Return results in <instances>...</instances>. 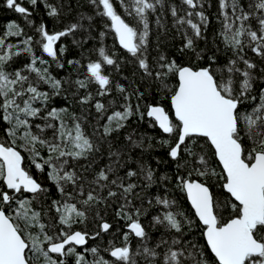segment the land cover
<instances>
[{
    "label": "trees",
    "instance_id": "1",
    "mask_svg": "<svg viewBox=\"0 0 264 264\" xmlns=\"http://www.w3.org/2000/svg\"><path fill=\"white\" fill-rule=\"evenodd\" d=\"M115 15L136 51L118 44ZM183 66L207 68L238 101L233 135L251 163L264 152V0H0V142L40 184L7 190L0 160V209L27 241L30 264H220L184 182L211 189L219 226L241 206L206 137L188 136L171 155ZM151 106L169 113V133ZM77 230L85 246L48 250ZM253 232L264 243V223ZM116 247L129 252L114 258ZM244 264H264V251Z\"/></svg>",
    "mask_w": 264,
    "mask_h": 264
},
{
    "label": "water",
    "instance_id": "2",
    "mask_svg": "<svg viewBox=\"0 0 264 264\" xmlns=\"http://www.w3.org/2000/svg\"><path fill=\"white\" fill-rule=\"evenodd\" d=\"M118 44L126 51H136L130 27L115 15L112 19ZM56 36L46 39L48 54L55 52ZM178 86L171 97L173 116L180 122V131L171 155L176 157L180 146L188 136L206 137L213 146L221 164L226 182L224 189L241 206L240 216L219 226L214 211L211 189L198 180H185L184 189L196 217L205 227L206 243L220 264H244L249 256H258L264 251V243L254 235L257 224L264 223V152L258 151L251 163L243 158L241 143L234 137L237 129L236 111L238 101L219 90L215 78L207 68L181 67ZM149 114L158 127L169 133L172 129L169 113L160 106H151ZM0 160L4 167V183L7 190L28 193L39 190L40 184L23 167V155L13 147L0 142ZM9 195L4 194L8 201ZM107 228L103 226V230ZM128 229L140 235L143 227L133 222ZM87 244L85 233L77 230L63 241L51 243V253L61 254L69 245L78 247ZM28 243L10 217L0 209V264H30L27 260ZM129 249L116 247L110 254L119 258Z\"/></svg>",
    "mask_w": 264,
    "mask_h": 264
},
{
    "label": "flooded vegetation",
    "instance_id": "3",
    "mask_svg": "<svg viewBox=\"0 0 264 264\" xmlns=\"http://www.w3.org/2000/svg\"><path fill=\"white\" fill-rule=\"evenodd\" d=\"M49 246V245H48ZM70 246V245H69ZM68 247V246H67ZM49 250V249H48ZM64 253V252H63ZM63 253H61V254H63Z\"/></svg>",
    "mask_w": 264,
    "mask_h": 264
}]
</instances>
